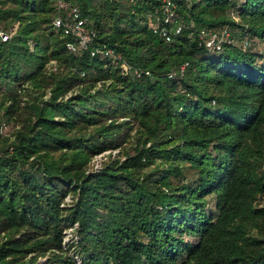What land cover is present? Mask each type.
I'll list each match as a JSON object with an SVG mask.
<instances>
[{
    "label": "trees",
    "instance_id": "16d2710c",
    "mask_svg": "<svg viewBox=\"0 0 264 264\" xmlns=\"http://www.w3.org/2000/svg\"><path fill=\"white\" fill-rule=\"evenodd\" d=\"M60 1L81 52L59 0H0V264H264V51L198 35L264 40V0H174L169 40L161 0Z\"/></svg>",
    "mask_w": 264,
    "mask_h": 264
},
{
    "label": "built area",
    "instance_id": "2783aa9c",
    "mask_svg": "<svg viewBox=\"0 0 264 264\" xmlns=\"http://www.w3.org/2000/svg\"><path fill=\"white\" fill-rule=\"evenodd\" d=\"M63 5L64 4L59 0L58 10L52 20L53 26L56 29L60 30L62 34L72 37V40L67 42V48L69 51L81 52L82 50L86 49L91 42V34L85 27L86 18L81 17L80 10L76 6H72L66 14H63L62 10L60 9ZM176 7L177 6L174 0H161V11H159L156 7L148 14V19L150 21V25L153 27V31L159 32L160 28H162V33L164 34L166 40H169L172 34L180 33L185 27L184 24L178 19ZM230 17L234 21H238L239 19L238 15L233 10H231L230 12ZM190 26L193 25L190 24ZM188 28L193 29L192 27ZM229 34L230 29L227 26L220 29L201 27L198 30L199 37L203 40L204 45L210 50H222L223 43L228 40ZM0 35L2 39H5L7 37V34L1 31ZM250 45L251 43L249 41H247L246 39L243 40V48H249ZM90 53H100L105 56L115 55L111 48L103 47H92L90 49ZM186 63L187 62H184L180 65V72L183 71ZM125 68L131 71V73L136 76H140L144 73L148 74V70H142L137 67H130L126 65ZM117 151L118 149H108L101 153L95 154L92 158V162L93 160L95 161L93 162V169L96 170L101 167L102 163L100 162V164L98 165V162L99 160H103V158H106V155H108V153L114 155ZM69 199L70 198L68 196L65 197L66 201H68ZM64 232L65 235L63 238V243H65V241H67L70 237L74 236L73 227L67 228Z\"/></svg>",
    "mask_w": 264,
    "mask_h": 264
},
{
    "label": "rangeland",
    "instance_id": "374dc122",
    "mask_svg": "<svg viewBox=\"0 0 264 264\" xmlns=\"http://www.w3.org/2000/svg\"><path fill=\"white\" fill-rule=\"evenodd\" d=\"M247 37H249V38H247ZM228 39L234 40V42H236L237 44H239L241 46H243V40L246 39L247 41H249L251 43L249 48L252 49V51H257V52L264 51V40H259L254 36H250L248 34H243V32H241V30L238 28H232L231 29L230 34L228 36ZM10 129H11L10 124H4L0 127V130L3 133L9 132ZM109 154H111V153H108V155ZM108 155H106V158H103V160H99L98 165L100 164V162L102 163L104 160H107ZM93 162H95V161L93 160ZM93 162L91 159L89 162V168H93ZM44 258L45 257H40L38 259V261H42Z\"/></svg>",
    "mask_w": 264,
    "mask_h": 264
}]
</instances>
